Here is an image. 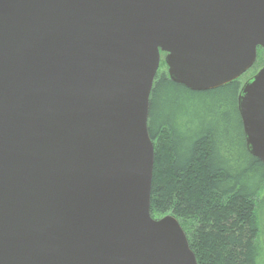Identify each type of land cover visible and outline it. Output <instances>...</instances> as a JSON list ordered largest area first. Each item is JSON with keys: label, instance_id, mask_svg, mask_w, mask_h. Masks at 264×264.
<instances>
[{"label": "water", "instance_id": "water-1", "mask_svg": "<svg viewBox=\"0 0 264 264\" xmlns=\"http://www.w3.org/2000/svg\"><path fill=\"white\" fill-rule=\"evenodd\" d=\"M264 0H0V264H198L151 215L150 95L250 70ZM238 109L264 163V66Z\"/></svg>", "mask_w": 264, "mask_h": 264}, {"label": "trees", "instance_id": "trees-1", "mask_svg": "<svg viewBox=\"0 0 264 264\" xmlns=\"http://www.w3.org/2000/svg\"><path fill=\"white\" fill-rule=\"evenodd\" d=\"M159 70L148 116L151 215L179 220L198 264H264V163L246 146L238 109L244 75L194 91Z\"/></svg>", "mask_w": 264, "mask_h": 264}, {"label": "rangeland", "instance_id": "rangeland-1", "mask_svg": "<svg viewBox=\"0 0 264 264\" xmlns=\"http://www.w3.org/2000/svg\"><path fill=\"white\" fill-rule=\"evenodd\" d=\"M259 53V59H257V63L258 65L255 66V68L253 69H250L243 77V82H245V80H247L249 77H251V75L255 74L260 68H262L264 66V49L262 48V51H258ZM164 57H165V53L162 54V59L161 61L163 60L164 61ZM163 73H166L168 74V66L167 64L166 65H162L161 69L159 70V76ZM169 75V74H168ZM229 111V110H228ZM239 122H236V119H235V125L237 127Z\"/></svg>", "mask_w": 264, "mask_h": 264}]
</instances>
